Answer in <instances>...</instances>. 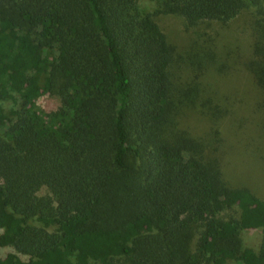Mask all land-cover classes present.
Listing matches in <instances>:
<instances>
[{
	"label": "trees",
	"instance_id": "1",
	"mask_svg": "<svg viewBox=\"0 0 264 264\" xmlns=\"http://www.w3.org/2000/svg\"><path fill=\"white\" fill-rule=\"evenodd\" d=\"M155 1L0 0V264H264V197L225 173L224 134L264 138V0ZM245 9L248 54L207 30ZM159 14L183 17L185 47ZM239 70L257 117L221 88Z\"/></svg>",
	"mask_w": 264,
	"mask_h": 264
},
{
	"label": "rangeland",
	"instance_id": "2",
	"mask_svg": "<svg viewBox=\"0 0 264 264\" xmlns=\"http://www.w3.org/2000/svg\"><path fill=\"white\" fill-rule=\"evenodd\" d=\"M145 8L154 11L158 6L155 0H141ZM252 10L245 9L234 20L227 24L212 23L211 27L207 30L213 35H217L218 43L223 47L230 45L232 48L239 47L248 54L251 49L252 43V31L250 21L252 19ZM158 22L160 23L164 32L169 36L170 40L174 42L178 47H185L189 41L192 31L187 30L186 23L180 15L173 14H159L157 15ZM251 83L247 79V74L244 70H239L234 74L221 79V88L224 90L238 89L234 92V96L243 98L245 101L236 108L237 115L241 118V115H245L249 118L257 117L255 111H253V92ZM60 98L56 95L45 94L38 100L40 109L44 111H51L59 107ZM11 102H6L5 106L11 107ZM246 125L235 124L230 121H226L224 125L225 135L228 137L229 143L233 144L234 148L229 149L227 156V164L225 166V173L229 179L235 184L246 183L250 184L264 197V150L261 151L256 148L262 142L264 138L260 137V133L256 131V126L245 123ZM203 127L201 122H193L192 128L196 131H200ZM47 189L43 188L40 194H46ZM1 234V230H0ZM262 232L257 231H245L242 234L243 243L259 248L262 240ZM9 252H16L12 247H6L0 245V257H3ZM24 260H27V256L22 255Z\"/></svg>",
	"mask_w": 264,
	"mask_h": 264
}]
</instances>
